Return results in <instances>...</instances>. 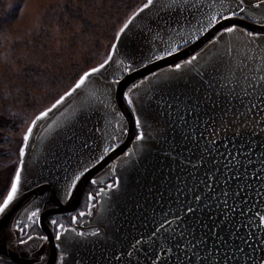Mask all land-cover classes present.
<instances>
[{"label":"snow or ice","instance_id":"snow-or-ice-1","mask_svg":"<svg viewBox=\"0 0 264 264\" xmlns=\"http://www.w3.org/2000/svg\"><path fill=\"white\" fill-rule=\"evenodd\" d=\"M157 2L147 0L115 33L116 43L111 45L105 60L98 67L83 72L70 91L36 115L27 127L18 151L19 166L8 187L0 193V220L7 221L29 199V194L31 203L25 208L24 216L7 232L0 225V264H81L75 259L77 245L99 243L103 239L101 232L66 228L58 219L50 218L49 206L57 208L75 200L79 185L87 180L97 190L86 195L88 211H80L77 215L81 218L92 215V202L106 195L105 187H99L104 180L92 179V170L97 165L102 166L111 153H116L125 164L128 163L126 157L135 155L131 150L123 156L118 152L122 137L129 133L116 119L120 115L116 108L117 98L131 110L135 143L137 149L142 150L145 124L137 115L132 94L142 85L151 83L153 77L157 81L165 77V85H178L185 76L190 81L194 79L190 75L192 69L204 89L202 94L200 88L193 85L191 90L185 87L178 93L173 92L168 100L161 98L160 110L166 116L164 131H170L174 141L165 156L173 162L169 172L175 174V196L147 233L142 232L140 238L122 251L112 250L103 259L107 264H264V0H209L207 4L204 0H159L157 15L163 25L157 26L159 44L156 51L147 62L142 59L137 63L135 58L128 63L121 60L120 74L105 80L103 92L93 87L76 109L86 120L96 115L104 121L103 127L97 123L89 128L90 135L79 144L80 149L87 150L89 159L79 158L77 168L71 177L65 176L62 185L28 178L31 174L25 168L24 158L38 122L49 119V114L68 97L79 95L93 84L90 77H95L113 62L129 25L140 13L154 8ZM205 7L208 11L201 12ZM197 13L202 18L189 28ZM182 16L184 20L179 19ZM210 30L208 39L201 41L203 47L199 53L189 54L186 59L179 54L182 45L197 43ZM205 50L213 54L201 65ZM169 59L168 67L157 64L159 72L149 69L151 76L141 73L143 79L131 82L126 90L116 87L122 85L125 74L131 76L150 64ZM93 144L101 149L98 154ZM72 150L75 151V143ZM221 156L226 163L220 160ZM116 167V164L109 165L112 183L106 188L112 192L121 185ZM221 167L224 169L222 176ZM240 168H244V172L232 173L233 169ZM241 177L243 181L239 182ZM232 181L238 183L230 189L228 185ZM220 184L224 188L217 192ZM205 213H211L210 219H205ZM24 220L27 224L21 226ZM70 222L76 224L77 216H72ZM45 223L51 229V237L42 231L35 236L25 231L29 225L32 230L43 229ZM34 241L51 244L50 255L38 251L39 246L33 244ZM68 256H72V261Z\"/></svg>","mask_w":264,"mask_h":264},{"label":"water","instance_id":"water-1","mask_svg":"<svg viewBox=\"0 0 264 264\" xmlns=\"http://www.w3.org/2000/svg\"><path fill=\"white\" fill-rule=\"evenodd\" d=\"M138 11L139 9L127 21ZM158 11H160L159 0L154 8L140 13L133 20L132 24L129 25V28L121 37V43L118 45L119 50L117 55L113 57V62L95 77H90V81L98 80L105 83L106 79H111L110 75L113 74L116 65H119L121 60L128 63L132 62L133 58H135V62H139L141 57L148 51V46L153 45L157 26L163 25V21L158 18ZM161 14L167 15L163 12ZM211 31L201 37L197 43L182 46L179 54L185 59L189 57V54L194 55L203 47L201 41H206ZM212 38L214 39L215 37ZM113 43H116V41L114 40ZM157 64L168 67L171 64V60L157 61L156 63L148 65V68L133 73L131 76L125 74L122 85L116 87L126 90L131 82H139V80L143 79L141 73H146L150 76L151 72L149 69L159 71L160 69L157 67ZM164 84L160 89L151 92L150 94L152 95L150 97H148L149 94L143 101L140 100L134 103L137 109V115L142 118L144 123L151 122L153 124L155 122L157 124V130L155 132L157 140L154 141L152 148L139 158L126 157L127 164L120 161L116 153H111L109 157L105 158V162H102V166L97 165V168L91 172L92 179H99L97 176L107 170L109 165L117 164L116 175L120 178L121 185L114 192H110V197L106 200L104 206V215L102 217L100 216L99 231L103 239L95 245L91 243H80L77 245L74 253L75 259L80 261L81 264H93V262L95 264H107L103 257L109 255L112 250H116L117 252L122 251L124 247L133 243L136 238H140L142 232L147 233L152 228L154 222L160 218L162 211L167 209L175 196V174H170L169 172L170 167H173V162L169 157L165 156V153L170 150L174 141L172 133L170 131L167 133L164 131L166 116L160 110L162 104L161 98L168 100L173 92L178 93L179 90L185 87L191 90L192 85L191 82H188L186 85L185 81L179 82L178 85ZM77 96V94H74L72 97H68L64 104L49 114V119L38 122V126L34 129L33 136L29 141V147L26 149L24 158L25 168L31 174L28 177L29 179L41 180L42 182L50 180L56 185H62L65 176L71 177L72 171L77 168L79 158L82 157L85 161L89 159L87 150L80 149L79 144L86 136L90 135L88 129L92 128L95 123L86 122V124L83 123L84 125L80 126V123L72 122L61 126V130L56 133L52 141L50 140L45 144L38 158L32 163L33 149L43 127L64 110ZM116 108L120 113L124 127L129 133V135L122 137L120 148L118 149L119 155L123 156L124 152H127L135 141L133 133L136 129L134 117L130 115L131 110L127 108L126 104L120 102L118 98ZM157 120L159 121V126ZM81 133H84V135H81ZM70 137L71 139H69ZM96 139L98 138L96 137ZM73 143H75V151L72 150ZM89 143L92 144V139H89ZM252 159L255 160V157L253 156ZM220 160L224 163L227 162L224 156H221ZM248 171L251 172L252 169L249 168ZM223 172L224 169L221 167V176ZM239 172H244V168L232 170V173ZM188 179L191 181L192 178L189 177ZM242 181L243 177H241V181L239 182ZM87 183L88 181L85 180L79 185V192L75 200L68 204H62L57 208L49 206L52 213L50 218L62 217L75 210ZM236 183L238 182L232 181L228 187L233 189ZM213 186L215 187V185ZM223 188L224 185L220 184L216 188V191L220 192ZM251 202L250 200L249 203ZM30 203L31 194H29V199L18 207L7 221L0 220V225L3 226L4 231L7 232L18 218L24 216L25 208ZM210 216L211 213H205L206 220L210 219ZM219 219L220 217H218ZM42 231L51 237V233L48 232L46 226L43 227ZM49 245L51 250V244ZM67 259L72 261V256H68Z\"/></svg>","mask_w":264,"mask_h":264},{"label":"trees","instance_id":"trees-1","mask_svg":"<svg viewBox=\"0 0 264 264\" xmlns=\"http://www.w3.org/2000/svg\"><path fill=\"white\" fill-rule=\"evenodd\" d=\"M141 1L55 0L44 8L36 26L2 50L7 54L11 47L18 52L0 57L1 145L9 141L8 134L19 133L54 104L109 51L115 33ZM4 3L0 0V38L12 19Z\"/></svg>","mask_w":264,"mask_h":264},{"label":"rangeland","instance_id":"rangeland-1","mask_svg":"<svg viewBox=\"0 0 264 264\" xmlns=\"http://www.w3.org/2000/svg\"><path fill=\"white\" fill-rule=\"evenodd\" d=\"M53 1H55V0H1V2H5L4 4L7 7L6 12L10 16L12 15V19H11L10 25L7 27L5 33L0 38L1 39L0 40V55L4 54V53H2V50L6 49L9 46V44L14 43L15 39L18 38L20 34H22L25 30L32 29L34 25L35 26L37 25L38 20L44 11V8L47 7ZM208 2H209V0H204L205 4H207ZM217 2H219V0H217ZM145 3H147V0H142L139 3L138 7L139 8L142 7ZM137 8H136V10H137ZM207 11H208V9L206 7L201 9V12H207ZM199 18H202V17L200 15V13H197L196 17H194L192 19V24L189 25L188 27L191 28L193 26H196L197 19H199ZM179 19L184 20V17L183 16L179 17ZM185 23H186V21H185ZM173 27H176V25L173 24ZM165 39H167V36H165ZM56 43H57V45H59L58 42H56ZM157 44H159V41L156 40V34H155V37L153 40V45L148 46V51L141 57L139 62L142 59L145 62H147V58L150 57L154 51H156V45ZM162 47H163V45H161V48ZM10 48L11 47L8 48L9 53L4 54L5 56L2 55L0 57L3 58V57L17 55L18 50L16 48H11V49ZM205 51H206V55L204 56V59L200 61L201 65H203L204 61L207 60V58L209 56H212V54H213L212 51H209V50H205ZM199 52H200V50L198 52H196L194 55H196ZM107 53H109V51L105 50V52H103L102 57L99 58L96 61L97 63H94V65H92V66L98 67L99 64L105 60V58H106L105 56ZM35 56L37 57V58H34L35 62H38L39 59H38L37 53ZM18 68H16V69H18ZM120 71H121V68L118 67V65H116L115 71L113 72V74L110 75V78H112L114 75H119ZM159 71H157V72H159ZM185 72L188 73L189 70L185 69ZM176 75H179V74H176ZM190 75L192 77H194V79L189 81L188 76H185L184 80H182L180 82H183V81L191 82V85L192 86L194 85L195 87L200 88V92L202 93L204 91V89L200 87L199 77H196L195 69L191 70ZM165 79H166L165 77H162L160 81H157L156 78L153 77L151 83H149L147 85H142L141 88L136 89L135 93L132 94V99H133L134 103H136V101H140V100L143 101L151 92L160 89L163 86ZM92 82H93L92 85L87 86L84 89V91L82 93H80L64 110H62L55 118L50 120L43 127V129L41 130V132L39 134V137L37 138L34 149H33L32 163H34L35 159L38 158L39 153H40V151H42L45 144L47 142H49L50 140L52 141V139L54 138L56 133L61 130V126L63 124L66 125L67 123L75 122L77 124L80 123V126H83L84 124H86V122H93L95 124L99 123V125L101 127L104 126V121L99 120L96 115H92L91 119L86 120L83 115H81L78 111H76V109L81 105L82 101L87 98L88 93L90 91H92L93 87L99 88L101 92L104 91V84L105 83H102L98 80H94ZM73 86L71 85L69 87V89L72 88ZM68 90H66V91H68ZM151 95L152 94H150L148 97H150ZM33 119H35V116L32 118V120ZM116 119L124 125L120 115H117ZM31 121L28 123L26 128L25 129L22 128L19 131V133L12 134V135L8 134L9 141H7L6 144H3V145L0 144V162H1V164H0V193H3L5 188L8 187L9 180L12 177L14 170L19 166L18 151H19V148L22 146V137L25 134L27 127L31 124ZM141 121L143 124H145V127L143 130L145 131V141H147V142L144 144V147L142 150H138L137 145L134 141L133 145L131 146V148L128 151H130V150L133 151L135 153V155L130 157V158L141 157L144 153H146L148 150H150L152 148L154 141L157 140V137L155 136V134H156L155 132L157 130V124L155 122H153V124L151 122L144 123L142 118H141ZM61 122H63V123H61ZM157 122H158V126H159V121L157 120ZM58 124H60V127H57ZM147 132H149V133H147ZM97 138L99 139L98 136H97ZM93 148H95V150H96L95 154H98L101 151V149L97 148L96 145H93ZM97 178L104 180V183L108 182L109 180H112L110 168H108L104 172L100 173L97 176ZM105 198H106V195H105ZM105 204H106V200L104 199L103 202L101 204H99L98 211L102 212L104 210ZM65 235L67 236L68 234H65Z\"/></svg>","mask_w":264,"mask_h":264},{"label":"flooded vegetation","instance_id":"flooded-vegetation-1","mask_svg":"<svg viewBox=\"0 0 264 264\" xmlns=\"http://www.w3.org/2000/svg\"><path fill=\"white\" fill-rule=\"evenodd\" d=\"M108 183H112V180H109L108 182H105L102 185H99V187H105L106 190V198L105 195L101 196V197H97L96 200H94L92 202V205H90L91 207V211H92V215H85L84 217H79L77 214L80 211H88V208L85 207V198L86 195L91 191L93 192V194L95 193L96 186H92L89 182L87 183L85 189L83 190V193L81 195V199L79 201L78 206L76 207L75 210H73L72 212H70L69 214L62 216V217H58L56 219H58V223L59 224H63L66 228H75L77 231H94V230H99V226H100V219L101 217L104 215V210L98 211L99 209V204H101L103 202V200H108L110 197V192L108 191L106 188V185ZM72 216H77V223L76 224H71L70 219ZM101 216V217H100ZM24 224H27V221L22 222L23 226ZM48 232L51 233V229L48 228L47 223H45V225ZM25 231H31V234L33 236H35L37 234L38 231H42V229H36V230H32L31 226L29 225L27 228H25ZM43 232V231H42ZM43 234H45L43 232ZM77 240H79V238H76ZM90 239H95V238H90ZM33 244L39 246L38 247V251H45L46 255H50V245L49 244H44L42 241H34L32 242Z\"/></svg>","mask_w":264,"mask_h":264}]
</instances>
